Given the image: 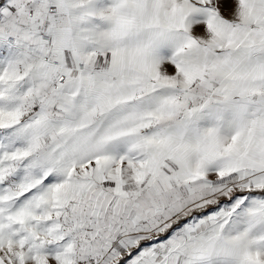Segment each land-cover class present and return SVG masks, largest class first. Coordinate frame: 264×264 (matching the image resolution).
Listing matches in <instances>:
<instances>
[{
    "label": "snow or ice",
    "instance_id": "6c2138e0",
    "mask_svg": "<svg viewBox=\"0 0 264 264\" xmlns=\"http://www.w3.org/2000/svg\"><path fill=\"white\" fill-rule=\"evenodd\" d=\"M0 264H264V0H0Z\"/></svg>",
    "mask_w": 264,
    "mask_h": 264
}]
</instances>
